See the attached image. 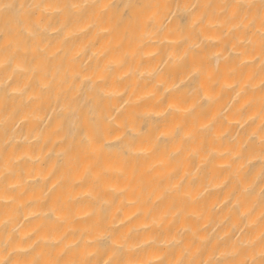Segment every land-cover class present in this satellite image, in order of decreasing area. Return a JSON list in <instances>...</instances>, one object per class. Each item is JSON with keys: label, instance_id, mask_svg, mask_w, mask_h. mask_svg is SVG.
<instances>
[{"label": "bare ground", "instance_id": "6f19581e", "mask_svg": "<svg viewBox=\"0 0 264 264\" xmlns=\"http://www.w3.org/2000/svg\"><path fill=\"white\" fill-rule=\"evenodd\" d=\"M0 264H264V0H0Z\"/></svg>", "mask_w": 264, "mask_h": 264}]
</instances>
